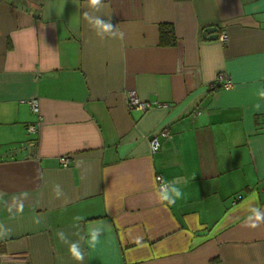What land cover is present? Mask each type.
I'll use <instances>...</instances> for the list:
<instances>
[{
	"label": "crops",
	"instance_id": "0c3cea01",
	"mask_svg": "<svg viewBox=\"0 0 264 264\" xmlns=\"http://www.w3.org/2000/svg\"><path fill=\"white\" fill-rule=\"evenodd\" d=\"M220 73L232 85L211 89ZM131 90L167 106L129 110ZM256 212L264 0H0V264H264Z\"/></svg>",
	"mask_w": 264,
	"mask_h": 264
},
{
	"label": "built area",
	"instance_id": "2783aa9c",
	"mask_svg": "<svg viewBox=\"0 0 264 264\" xmlns=\"http://www.w3.org/2000/svg\"><path fill=\"white\" fill-rule=\"evenodd\" d=\"M220 39L222 41L225 40L226 38V34L223 32L221 33V35L219 36ZM232 85L231 80L228 78V76H226L224 73H220L215 81L212 83L211 85V89H215L218 87L221 88H228ZM31 110L33 113H35L37 115V120L33 123H30L27 127V131L28 133H33L36 132L38 130V127L40 125V109H39V104L38 101L35 98L29 99L28 101ZM167 106L166 103L164 102H158V101H149V100H141L135 91H129L127 93V108L129 110H140V111H145L148 110L150 108L153 107H165ZM199 112H195L193 114V116H196ZM159 136L162 138H168L170 136L169 130L167 129V127L163 126L160 130H159ZM160 147V142L158 140V137H152L150 139V148L152 152H156L158 151ZM62 164L63 165H67L68 163V158H62ZM155 181L158 184V189L159 190H164L168 187V185L170 184L169 181H165L163 179V177L159 174H157L155 176ZM240 199V196H236L234 198L233 203H235L236 201H238Z\"/></svg>",
	"mask_w": 264,
	"mask_h": 264
},
{
	"label": "clouds",
	"instance_id": "9594fccd",
	"mask_svg": "<svg viewBox=\"0 0 264 264\" xmlns=\"http://www.w3.org/2000/svg\"><path fill=\"white\" fill-rule=\"evenodd\" d=\"M89 7L92 8L93 10H99V7L102 5V0H88ZM84 17L88 18L89 20L94 19V25L97 28L102 29L104 32H111L113 30V25L110 22V18L108 21H104L100 19L99 17L92 18L88 16V13L85 12ZM57 188L59 187L58 185L56 186ZM171 192L175 194L176 197L181 196V191L180 189H177L175 187L171 188ZM255 194H253L254 196ZM160 199L162 201H168L169 204L174 203L173 200L170 199L169 191L165 190L160 194ZM254 222L249 224L250 227H257L258 223L264 222V215H261L259 212L254 213ZM248 220H251L252 218L249 217L247 218ZM57 235L61 236L62 238V233H58ZM98 241V233L97 232H91L90 238L86 241V244L88 245L89 248L95 247L96 243ZM66 242V241H65ZM68 253L70 254L71 258L74 259L77 262H82L84 260V256L78 246V244H71L68 247Z\"/></svg>",
	"mask_w": 264,
	"mask_h": 264
},
{
	"label": "trees",
	"instance_id": "16d2710c",
	"mask_svg": "<svg viewBox=\"0 0 264 264\" xmlns=\"http://www.w3.org/2000/svg\"><path fill=\"white\" fill-rule=\"evenodd\" d=\"M159 41L161 45H173L175 43L174 33L171 26L167 24L160 25Z\"/></svg>",
	"mask_w": 264,
	"mask_h": 264
},
{
	"label": "water",
	"instance_id": "95a60500",
	"mask_svg": "<svg viewBox=\"0 0 264 264\" xmlns=\"http://www.w3.org/2000/svg\"><path fill=\"white\" fill-rule=\"evenodd\" d=\"M208 34V35H206ZM202 36L205 39H216L218 37V29L215 26L206 27L203 32Z\"/></svg>",
	"mask_w": 264,
	"mask_h": 264
}]
</instances>
